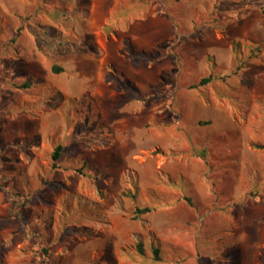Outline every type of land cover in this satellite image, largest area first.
Masks as SVG:
<instances>
[{
  "label": "rangeland",
  "instance_id": "obj_1",
  "mask_svg": "<svg viewBox=\"0 0 264 264\" xmlns=\"http://www.w3.org/2000/svg\"><path fill=\"white\" fill-rule=\"evenodd\" d=\"M113 1L0 0V264H264V0Z\"/></svg>",
  "mask_w": 264,
  "mask_h": 264
},
{
  "label": "trees",
  "instance_id": "obj_2",
  "mask_svg": "<svg viewBox=\"0 0 264 264\" xmlns=\"http://www.w3.org/2000/svg\"><path fill=\"white\" fill-rule=\"evenodd\" d=\"M264 8V5L262 6ZM15 41V40H14ZM257 51L260 52V46L257 47ZM252 56H255L256 55V51H252ZM64 70V67L61 66V65H58V64H54L53 65V71L56 72V73H59L61 71ZM213 80V77L212 76H207V77H203L201 82L199 84H195L194 86H192V88L194 87H197V85H208L212 82ZM32 83L30 81H26V82H23L22 84H19L17 85L18 88H29L31 87ZM132 87V86H131ZM134 88V87H133ZM27 105V104H26ZM27 108H29V105L26 106ZM202 123H209L208 121H204ZM65 149V145L63 143H59L54 151H53V167L55 169H59L61 168V164H60V160L62 158V155H63V151ZM80 172H83V168H79L78 169ZM132 196V198H134L136 201L138 200L137 199V195L135 193L133 194H130ZM251 195L253 196H257L258 193L254 192L252 193ZM186 199L188 201H192L190 197H186ZM29 202V198L26 197L23 199V206H25L27 203ZM138 202V201H137ZM153 210V207H140V206H137V209H136V214L135 216H133V219H138L140 218V215L141 214H144V213H148V212H151ZM138 248H139V251L142 253V254H145V248L143 246V244L140 242L138 244ZM152 250L154 252V257H155V260H158V261H161L162 260V257L160 255V252H161V249L158 247V246H153L152 247ZM44 252L46 254H49V250L48 248H44Z\"/></svg>",
  "mask_w": 264,
  "mask_h": 264
},
{
  "label": "crops",
  "instance_id": "obj_3",
  "mask_svg": "<svg viewBox=\"0 0 264 264\" xmlns=\"http://www.w3.org/2000/svg\"><path fill=\"white\" fill-rule=\"evenodd\" d=\"M130 1H133V0H114L113 1V5L111 6V14H113L116 10H118V9H120L121 7H124L125 5H127V3L128 2H130ZM106 24V23H105ZM145 24H147V23H145V21L144 20H138V22H137V26L138 27H140V29L142 28V27H144V25ZM107 25H108V23H107ZM230 25H232V23L230 24ZM217 34H218V37L220 38V39H224V38H226L227 37V35H226V33H224V32H222V31H220V30H218L217 31ZM114 36V41H117L118 40V38L115 36V35H113ZM248 37H252V38H254L253 36H252V34L251 35H249V36H247L246 38H248ZM166 39H169V38H171V37H165ZM165 38H163V37H160L159 38V40L161 39H165ZM129 39L132 41V38L131 37H129ZM111 40V39H110ZM109 39H108V42L110 41ZM113 40V39H112ZM119 41V40H118ZM120 42V41H119ZM236 41H232L231 42V45H232V49L233 50H235V51H237L238 49H236L235 47H234V43H235ZM257 42V41H256ZM159 44V43H158ZM259 46V45H258ZM258 46H256V47H258ZM261 83V81L259 82V84H256L255 86H254V101L256 102V100H258L259 101V99H264L263 98V96L262 95H258L257 94V89H259V87H260V84ZM257 86V87H256ZM216 99L218 100L219 98H217L216 97ZM217 100H213V102L215 103H218V105H220L221 107H226V104L223 102V100H221V98H220V100L219 101H217ZM212 102V103H213ZM243 233H244V231H242Z\"/></svg>",
  "mask_w": 264,
  "mask_h": 264
}]
</instances>
